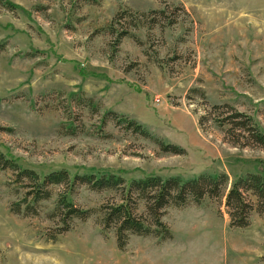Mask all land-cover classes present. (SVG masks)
I'll return each mask as SVG.
<instances>
[{
	"label": "rangeland",
	"instance_id": "obj_1",
	"mask_svg": "<svg viewBox=\"0 0 264 264\" xmlns=\"http://www.w3.org/2000/svg\"><path fill=\"white\" fill-rule=\"evenodd\" d=\"M166 8L184 12L176 25L122 22L119 45L109 32L119 13ZM215 105L264 133V0H0V153L23 169L127 183L264 174V150L232 146L214 121L200 129ZM21 195L0 169V264H264L263 219L231 228L225 199L169 208L170 240L131 236L121 251L99 213L117 192L78 188L70 199L92 216L61 235L48 217L56 197L21 217L10 211Z\"/></svg>",
	"mask_w": 264,
	"mask_h": 264
},
{
	"label": "trees",
	"instance_id": "obj_2",
	"mask_svg": "<svg viewBox=\"0 0 264 264\" xmlns=\"http://www.w3.org/2000/svg\"><path fill=\"white\" fill-rule=\"evenodd\" d=\"M7 4L10 10H15L14 5ZM182 13L184 12L178 8L174 12H169L166 8L162 11H152L148 15L122 12L114 18L109 32L112 36L116 35V43L119 45L123 39L130 36L128 29L116 31L115 26H120L122 22L129 21L134 30L146 27L153 31L157 27L163 29L164 26L176 25ZM202 96L204 98V95ZM88 103L92 106L91 100ZM111 117L117 119L118 115L107 113L103 125ZM210 121L216 122L232 146L264 150V133L250 116L228 105H215L200 117V129L207 130L206 126ZM127 125L129 129L133 128L135 132L144 134L140 125L134 122ZM154 140L163 152L180 154L174 147ZM0 169L12 172L16 193L21 195L22 191L21 198L10 206L14 215L37 216L41 204L56 197V206L48 217L57 221L60 235L71 231L75 221L86 222L92 216L91 211L79 208L70 199L78 188L85 186L98 193L117 192L119 201L108 200L100 207L99 213L101 226L104 231H114L117 246L121 251L126 249L131 236L170 240L172 235L163 221L167 210L182 209L191 204L198 206L206 198L216 201L225 199L231 228H248L253 214H258L264 221V174L261 172L240 177L231 185L229 177L225 174L216 177L200 176L190 181L149 177L127 183L116 175L85 174L72 177L64 170L40 176L33 170L21 168L1 153ZM56 239V236L51 237L52 241Z\"/></svg>",
	"mask_w": 264,
	"mask_h": 264
}]
</instances>
